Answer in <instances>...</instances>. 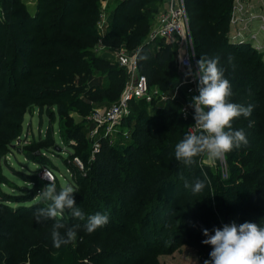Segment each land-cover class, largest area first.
Wrapping results in <instances>:
<instances>
[{"label":"trees","instance_id":"16d2710c","mask_svg":"<svg viewBox=\"0 0 264 264\" xmlns=\"http://www.w3.org/2000/svg\"><path fill=\"white\" fill-rule=\"evenodd\" d=\"M1 1L0 129L5 130L0 134V157L5 152L3 147L8 148L20 136L23 115L29 106H37L41 114L46 112L45 104H50L65 115L64 101L79 110H89L92 103L118 101L128 79L126 69L113 58L121 47L138 51L140 72L146 74L151 87L164 91L181 79L180 71L173 65L177 47L157 37L154 39H158L159 49L152 50L156 40L149 41L158 13L153 3L161 0H114L109 26L103 27L100 22L104 0H38L34 12L25 0ZM185 3L198 59L219 56V66L232 86L230 102L254 106L249 117L240 116L232 122L233 130L243 129L248 142L255 139L252 143L259 144L252 149V157L240 159L249 166L227 169L222 163L226 173L211 176V187L222 201L215 208L208 181L203 191L193 194L180 178L182 175L189 183L204 180L198 166L200 157L187 167L175 160V145L189 131V123H195L194 110L185 117L180 108L183 99L179 97L135 99L130 104L131 113L118 124L126 126L123 130L127 133L121 137L124 146L111 135L98 134L97 150L80 155L87 172L70 181L78 189L73 196L85 217L107 213L108 223L88 234L83 227L86 219L78 220L75 224L81 227L75 249L68 244L66 249L55 251L53 242L49 243L51 236L36 234L37 230L32 233L33 243L15 235L19 218L7 203L25 209L24 203L36 201L40 187L49 183L39 173L44 168L54 173L53 160L40 150L34 161L39 165L37 169L15 170L32 187L21 188L18 194H4L0 199V264L5 260L10 264L25 262L27 257L30 264H162L158 258L161 248L157 245L167 241L193 245L199 251V264H204L212 250L211 245L202 243L207 238L204 229L212 235L214 228L233 221L237 225L252 222L264 227L263 53L246 38L232 39L230 17L235 0ZM229 56L234 57L231 64ZM70 93L74 96L61 100ZM49 134L52 137L51 130ZM60 135L65 142L81 140L83 128L72 127L70 133L61 129ZM239 149L226 154L228 164L236 161ZM68 153L74 154L70 150ZM28 157L31 160L35 155L29 153ZM68 168L74 171L72 166ZM9 181L1 171L0 158V187ZM101 198L113 204L112 210L101 204ZM252 199L260 202L255 204ZM165 210L169 211L166 222L159 224ZM118 211L126 222L116 220ZM62 217L70 219L65 225H75V218L67 210ZM165 228L169 232L161 235Z\"/></svg>","mask_w":264,"mask_h":264},{"label":"rangeland","instance_id":"374dc122","mask_svg":"<svg viewBox=\"0 0 264 264\" xmlns=\"http://www.w3.org/2000/svg\"><path fill=\"white\" fill-rule=\"evenodd\" d=\"M25 2L29 6L32 12L36 10L38 0H25ZM167 3H168V0H161L157 2L155 1L153 3V6H155L158 10V13H156L155 15L154 22L156 20V17L159 16L160 13L167 10L168 8ZM114 5H115L114 0H104L102 2V12L105 14V17L101 16V20H104L107 26H109L108 18H109V15L112 13ZM250 5L251 7H249ZM185 6L188 11L186 3H185ZM245 8L248 10H250L249 8H251V10L257 11L256 1L249 0V2L245 3ZM0 15H3V7H2L1 0H0ZM155 26H156V23H153L152 30ZM190 31H191V26H190ZM150 40L153 41L156 39L151 38L150 36L149 41ZM191 43H192V46L194 49V55H195L194 65L192 67V70L193 72H195L198 70L197 65H196V61L198 60V55L196 52L192 31H191ZM157 46L158 45L154 44L152 45V48L155 49L157 48ZM126 50L132 51L129 48H126ZM262 53H263V60H264L263 50H262ZM176 59L177 60L173 63V65L175 66V68H177L180 71V73L183 76V72L186 74L187 70L182 68L178 62V58ZM189 79H191V77H189ZM188 80L186 78L184 79L183 77L182 80L179 81L174 87H169L168 89H164V92L168 95V97L173 98V99H176L179 97L183 99V102H182L183 104L182 106L180 105L181 109L183 108L184 105H188L189 107L191 98L194 95H198V91L195 92V94H189L187 92V88L189 85L187 82ZM152 88H155V86ZM73 96L74 95L70 93L69 95H64L63 97H60V98L61 100H64V99H68ZM159 98L161 99V97ZM154 99H156V97ZM114 102H116V99L110 102L105 101V103H92V107L89 110L87 109L79 110L77 106L75 105L73 106L71 104L69 105L68 103L64 101L65 103L64 108L66 109L64 113L65 115L60 114L57 106H54V105L51 106L50 104H45L44 109L46 110V112H43L41 114L37 106H33V105L29 106L28 110L23 115L22 132L20 133V136H18L12 143H10L8 145V148H6L5 146L3 147L5 152L4 154H1V157H0L1 158V171L4 174H6V176L9 178L10 181L8 183H3L1 185L0 199L3 198L4 194H18L19 192H21V188H24V189L29 188L28 184H32V183L23 181V179L18 175L17 171L15 170L29 172L30 168L37 169L39 165L36 164L34 161L38 157L40 150H42L44 154H47L48 157L51 158L55 164L54 166H52V170L54 171V173L51 172L50 169H47V170L51 173L57 186H61L62 184H65V183L71 184L70 182L71 180L78 178L80 174H85V172H87V167H86L87 165L85 161L81 159L80 155L81 154L87 155L90 153L92 154L95 149L97 138L99 136L98 134L105 132L104 129H100V128L98 129L97 132H95L96 123L93 121V118H92L93 111L97 107L109 105ZM189 109L192 112L194 110L191 107H189ZM10 110L13 111V109H10ZM152 111H154L153 108H152ZM13 119L15 120L16 118L14 117ZM243 120H246L247 122H249V119H243ZM193 124L194 123L192 124L189 123L188 127L192 126ZM75 126H79L83 128V136H81L82 137L80 138L81 140L72 139L70 140V142H65L60 135L61 129L63 131H67L68 133H70L72 130V127H75ZM118 126L120 127L121 125H118ZM119 127H116L112 131L111 136L115 138L116 142L119 143V145L124 146L123 145L124 143L122 142L121 137L125 136V134L127 133L126 131L124 132L123 130L124 128H126V126L122 125L121 129ZM4 130L3 128L0 129V134L3 133ZM50 130L52 131V137H50V134H49ZM252 138H256V137H252ZM254 140L255 139L249 141L246 146H242L239 149L240 151H239V154L237 155L236 161H233L229 164L227 163V156H225L222 159L215 160V161H210L209 159H207L206 156L200 157L198 159V163H199L198 166L203 176L205 173L207 174V177H208L207 184L210 185V187L212 186L211 176L214 173L221 172V175L224 174L223 168L221 166L222 163L226 166L227 169H229V166H235V167L243 168V169H245L246 166H249V165H246L244 162H241L240 159L248 158L249 156L252 155L250 154L252 152V149L254 150L259 147V144L252 143ZM75 147L77 148V150H75ZM68 150L74 152V154L73 153L69 154ZM29 153H32L33 155H35L34 159H31V160L29 159L28 157ZM62 156H64L65 159H63ZM8 164H10V166H12L14 170L13 169L11 170ZM68 165L73 167V170H74L73 172L70 171V169L68 168ZM224 165L223 167H225ZM185 171L186 169H184L182 173L185 174ZM236 179L237 177H235V180ZM44 187H45L44 185L41 186L39 189V192ZM211 190H213V193H212L213 194V197H212L213 206H215L216 208L217 207L216 205L218 203H221L222 201L218 199L217 194L215 193V190L212 187H211ZM219 195H222V194L219 193ZM250 201H252L255 204H258L260 202L258 201V199H252ZM36 202L37 201L24 203L26 207L23 210H20L17 207L18 204L11 203V202L7 203L9 206H12L13 209H15L13 212L15 213L17 212L18 218H19L17 221L18 222L16 224L17 227L15 228L14 233L15 235L21 236V238L24 240L28 238V240H30V242L33 243L34 237L32 233L37 230L39 233H36V234H40V235L43 233L49 234L51 236L49 243H52L53 240H52L51 234H52L53 225L51 224L55 223L56 221L49 219L47 221L37 223L36 220L34 219L33 213L37 208L43 207L44 205L41 203H38L37 205ZM100 202L103 206H106L108 210L110 209L112 210L113 204L107 203L103 199ZM207 206L208 205H206L205 208H207ZM167 214H169V211L165 210L163 215L159 217L158 219L159 224H163L164 222H166L164 220H166ZM122 216L123 215L121 214V212L118 211V216L116 217V220L121 219V220H124V222H126L125 219H122L123 218ZM59 218H61L59 219L60 222L64 224H65V221L70 220V219L64 220V217H59ZM194 219L192 220L195 221ZM5 220L8 221V217H6ZM75 223H78V219L76 218L74 219L73 224ZM222 224H224V221H221V226ZM109 228L111 227L109 226ZM60 231H61V234L63 235L65 232V229H61ZM78 232L79 231H77V233ZM167 232H169V228H165V231L163 233L161 232V235H166ZM5 235H6L5 232L1 233L2 237H4ZM76 240L77 239H75L71 244H69L74 249L76 248V245H77ZM36 246L38 247L40 246V244H37ZM157 246H160L159 248H161L158 252V258L160 259L162 264H199V251L193 245H190L188 243H182V244L175 245V243L173 244L172 241H167V243L162 244V245L158 244ZM62 248L66 249L67 245H62L60 248H56L55 251L58 249H62ZM98 250L100 251V249ZM4 264H10V262L8 260H5ZM17 264H30V259L27 257V260L25 262H19Z\"/></svg>","mask_w":264,"mask_h":264},{"label":"clouds","instance_id":"9594fccd","mask_svg":"<svg viewBox=\"0 0 264 264\" xmlns=\"http://www.w3.org/2000/svg\"><path fill=\"white\" fill-rule=\"evenodd\" d=\"M233 61L234 57L229 56L228 62L231 64ZM219 64V56H201L196 61L197 71L193 72L190 64L187 66L185 75L198 81V95H194L189 104L194 109L195 124L175 145V160L186 167L195 164L198 156H206L210 161H215L248 144L245 131L233 130L232 122L240 116L249 117L254 106L230 102L232 86L224 77V69ZM249 127H252L251 122ZM43 178L49 180V183L34 199L44 206L37 208L33 216L37 223L49 219L56 221L51 234L54 247L71 244L81 227L80 224L68 227L57 219L66 210L80 221L86 219L83 227L88 234L108 223L107 213L98 212L85 217V213L76 206L73 194L78 189L72 184H62L58 191L48 170H45ZM180 178L184 180V187L191 189L193 194L203 191L205 182L208 181L206 173L204 180L196 179L194 183H189L182 175ZM28 187L31 188L32 185L28 184ZM61 229H65L63 235ZM212 231L214 234L210 235L207 229L203 230V235L207 238L202 243L212 247L210 259L205 260L204 264H264V227L252 222L237 225L233 221Z\"/></svg>","mask_w":264,"mask_h":264},{"label":"built area","instance_id":"2783aa9c","mask_svg":"<svg viewBox=\"0 0 264 264\" xmlns=\"http://www.w3.org/2000/svg\"><path fill=\"white\" fill-rule=\"evenodd\" d=\"M258 1L260 10L254 12L245 8V3L249 0H235L230 17V34L233 40L246 38L256 49L264 52V1ZM167 6V10L157 17L156 26L151 30L150 36L151 38L161 37L177 45L180 66L187 68L190 64L193 67L195 55L191 43L190 17L185 2L184 0H168ZM103 16L105 17V14L102 12ZM105 24L106 22L101 20L100 26L103 27ZM114 56L116 62L126 69L128 79L118 101L108 106L97 107L93 111L92 118L96 123L95 132L99 128L104 129L105 136L111 135L112 131L120 124L121 119L131 113L130 104L133 100L153 101L155 97H161L162 100L169 98L164 91L156 87L152 88L146 74L140 72L138 51L132 52L121 47L115 51ZM197 83L198 81L192 77L188 80L187 92L189 94L197 92ZM182 111L185 117L192 115L188 105H184ZM96 146L97 144L95 150H97ZM45 170L47 169L44 168L40 173L42 177ZM223 171L226 173L225 167H223Z\"/></svg>","mask_w":264,"mask_h":264},{"label":"crops","instance_id":"0c3cea01","mask_svg":"<svg viewBox=\"0 0 264 264\" xmlns=\"http://www.w3.org/2000/svg\"><path fill=\"white\" fill-rule=\"evenodd\" d=\"M256 1V7H257V11L256 10H252V11H254V12H258L259 10H260V4H259V1L258 0H255ZM251 7V6H250ZM250 10H251V8H250ZM111 13V12H110ZM158 17V16H157ZM157 17H156V20H155V22H153V23H156V21H157ZM158 39H156V41H154L153 43L155 44V45H158L157 46V48H155V50H157V49H159V42L157 41ZM166 41V40H165ZM167 43H169V44H172L173 46H176L177 47V45H175L174 43H170V42H168V41H166ZM154 44H152V45H154ZM152 50H154V48H152ZM179 57V53H178V47H177V58ZM113 58H115V56H114V54H113ZM184 69H186L187 70V68H184ZM184 77V79L186 78L187 80L189 79V77H186V75H185V73L183 72V76H182V74H181V79H180V81L182 80V78ZM188 82V81H187Z\"/></svg>","mask_w":264,"mask_h":264}]
</instances>
